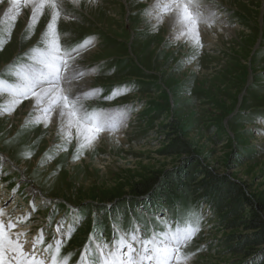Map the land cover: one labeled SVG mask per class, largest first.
<instances>
[{"label": "rangeland", "instance_id": "374dc122", "mask_svg": "<svg viewBox=\"0 0 264 264\" xmlns=\"http://www.w3.org/2000/svg\"><path fill=\"white\" fill-rule=\"evenodd\" d=\"M203 2L219 19L191 60L188 43L153 28L145 15L153 2L65 0L70 18L58 22L61 43L94 38L76 61L88 78L74 85L88 79L84 90H100L86 101L89 110L125 115L79 159L75 140L64 150L57 131L28 122L30 99L0 115V208L23 219L13 231L26 233L25 248L41 231L45 244L52 242L57 221L71 223L75 214L82 222L62 253L77 264L94 229L111 241L114 217L127 227L133 217L171 218L190 208L200 216L186 249L194 253L190 264H264V244L234 249L250 232L234 222L250 210L230 217L229 205L215 206L207 188L217 178L241 184L264 217V0ZM49 18L46 11L28 39L27 23L16 19L0 48V72L37 43ZM223 26L239 34L220 41Z\"/></svg>", "mask_w": 264, "mask_h": 264}, {"label": "snow or ice", "instance_id": "6c2138e0", "mask_svg": "<svg viewBox=\"0 0 264 264\" xmlns=\"http://www.w3.org/2000/svg\"><path fill=\"white\" fill-rule=\"evenodd\" d=\"M95 2L90 0V3ZM71 3L79 5L80 0H71ZM64 4L65 0H10L4 13L9 19L0 20V48L10 39L21 8L31 9L25 39L34 34L46 11L50 18L37 43L0 72V115L11 114L23 100L30 99L28 122L43 123L45 127L57 123L62 141L57 147L67 150L75 140L73 159H79L85 151L95 147L102 133L117 131L125 113L89 110L86 101L96 97L100 90H84V84L74 85V81H83L88 75L76 61L81 51L93 44L94 38H86L75 46L61 43L58 22L61 18H70ZM214 7L203 0H153L145 15L150 22L155 21L154 29L167 19L175 39L193 48L190 59L194 60L203 48L201 25L211 27L219 19ZM119 93L120 89H116L106 99ZM47 203L50 201H45ZM22 222L23 219L14 220L0 208V264H69L71 254L62 253L64 240L71 237L82 217L74 214L71 223L62 217L57 221L52 242L45 244L41 231L27 249L26 233L13 231L17 223ZM199 231L200 216L190 208L176 210L171 218L133 217L127 227L122 216L114 217L111 241L104 238L103 230L94 229L77 264H190L194 253L186 249Z\"/></svg>", "mask_w": 264, "mask_h": 264}, {"label": "trees", "instance_id": "16d2710c", "mask_svg": "<svg viewBox=\"0 0 264 264\" xmlns=\"http://www.w3.org/2000/svg\"><path fill=\"white\" fill-rule=\"evenodd\" d=\"M183 151H187L185 146ZM215 196V206L227 207L230 217H238L244 211L250 210V214L240 217L236 226H242L245 230L250 231L244 236L239 247H234L236 251L242 250L243 246L263 245L264 244V217L261 214L262 206L254 199L253 196L246 193L242 185L237 182H231L229 179L220 180L219 178L212 180L208 185ZM139 191L141 189H138Z\"/></svg>", "mask_w": 264, "mask_h": 264}, {"label": "bare ground", "instance_id": "6f19581e", "mask_svg": "<svg viewBox=\"0 0 264 264\" xmlns=\"http://www.w3.org/2000/svg\"><path fill=\"white\" fill-rule=\"evenodd\" d=\"M86 0H80V2L83 4L84 2H85ZM149 2H153V0H148ZM9 4H10V0H6V1H4L3 2V4H2V6H0V20H8L9 18H6L5 16H4V13L5 12H7V10H8V6H9ZM44 15H45V13H44ZM30 16H31V9L29 8V7H23V8H21V10H20V14L17 16V18H21L22 20H24V22L25 23H28V21H29V19H30ZM161 25V27H162V30H163V32L164 33H168V32H171V34H172V29H171V27H170V24H169V22H168V20L167 19H165V21L162 23V24H160ZM221 25V24H220ZM219 25V26H220ZM214 28V27H213ZM213 28H212V26L211 27H205L204 25H201V31H200V37H202V36H207L208 37V34H214L213 33ZM219 30H222L223 31V34H222V36H220V35H218V37H219V40L221 41V39H223V38H225V36L226 35H228V34H235V35H237V34H239L236 30H234L233 28H230V27H220L219 28ZM234 36V35H233ZM238 37V36H237ZM79 65V64H78ZM87 78H88V76H87ZM86 79V78H85ZM89 81H90V79H89ZM88 83V79H87V82H86V84ZM78 84V83H77ZM81 84V83H80ZM85 84V85H86ZM87 89V88H86ZM88 90V89H87ZM90 90V89H89ZM30 103H29V105H28V112L30 113V111H31V101H29ZM21 106L20 105H18L17 106V108H20ZM16 108V109H17ZM26 110V109H25ZM27 115V114H26ZM13 116H15V115H13ZM29 117V116H28ZM29 119H30V117H29ZM54 120H55V117H54ZM42 124V126L45 128V129H47V128H49V127H51L52 129H53V131L55 130V131H57L58 132V125H57V123H50V124H48V126L47 127H45L44 126V124L43 123H41ZM55 134V133H54ZM110 135V134H109ZM109 135H106V137H110ZM105 136V135H104ZM114 141V140H113ZM27 249V248H26Z\"/></svg>", "mask_w": 264, "mask_h": 264}, {"label": "water", "instance_id": "95a60500", "mask_svg": "<svg viewBox=\"0 0 264 264\" xmlns=\"http://www.w3.org/2000/svg\"><path fill=\"white\" fill-rule=\"evenodd\" d=\"M149 191V190H148ZM147 192V191H146Z\"/></svg>", "mask_w": 264, "mask_h": 264}]
</instances>
